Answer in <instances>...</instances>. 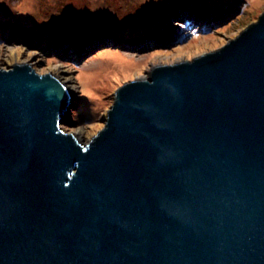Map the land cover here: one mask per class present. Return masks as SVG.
Segmentation results:
<instances>
[{"label": "water", "instance_id": "1", "mask_svg": "<svg viewBox=\"0 0 264 264\" xmlns=\"http://www.w3.org/2000/svg\"><path fill=\"white\" fill-rule=\"evenodd\" d=\"M71 103L0 69V264H264V15L122 87L87 145Z\"/></svg>", "mask_w": 264, "mask_h": 264}, {"label": "rangeland", "instance_id": "2", "mask_svg": "<svg viewBox=\"0 0 264 264\" xmlns=\"http://www.w3.org/2000/svg\"><path fill=\"white\" fill-rule=\"evenodd\" d=\"M194 3L0 0V69L31 62L38 74L73 87L61 127L87 145L105 128L122 87L149 78L161 65L192 62L223 49L264 15V0H213L203 25L187 14ZM166 16L184 38L143 43L163 30Z\"/></svg>", "mask_w": 264, "mask_h": 264}, {"label": "trees", "instance_id": "3", "mask_svg": "<svg viewBox=\"0 0 264 264\" xmlns=\"http://www.w3.org/2000/svg\"><path fill=\"white\" fill-rule=\"evenodd\" d=\"M185 3H194L192 0H181ZM165 4H168L169 3V0H163V5ZM213 3V0H198L196 3H194V7H193V12H187V14H192L193 16H195L196 18L200 19L203 21V25L206 23L207 21V13L209 12V10H212L211 8V4ZM163 5H160L159 8L161 9H166V5L163 6ZM176 5L177 3L175 4V7L174 9L176 8ZM162 6V7H161ZM211 8V9H210ZM176 14V13H174ZM167 17V16H166ZM168 20H166V22L163 24V30L160 32L157 33V35H153V36H148L145 40H142V42H146L147 39L149 40H152V39H158V42H162L163 45H165L167 43V41H173L179 37H183L184 38V35H182V33L178 30H172L170 28V25L168 24L169 23V18L167 17ZM169 25V26H168ZM202 25V26H203ZM184 28V27H183ZM177 33H179L178 35H176ZM87 43V42H86ZM84 42H81L80 43V46H85Z\"/></svg>", "mask_w": 264, "mask_h": 264}, {"label": "bare ground", "instance_id": "4", "mask_svg": "<svg viewBox=\"0 0 264 264\" xmlns=\"http://www.w3.org/2000/svg\"><path fill=\"white\" fill-rule=\"evenodd\" d=\"M180 64H182V63H180ZM180 64H177V65H180ZM16 65H26V66H29V67H31L32 69H33V65H32V63L31 62H26V63H21L20 62V64H16ZM162 66V65H161ZM163 66H170V65H163ZM160 67V66H159ZM3 70H6V69H3ZM57 78V77H56ZM150 78V77H149ZM58 79V78H57ZM148 79V78H147ZM147 79H142V80H138V81H146ZM59 80V79H58ZM63 85H64V87H66V89L68 90V93H69V95H71L72 96V93H73V91L72 90H74V88L73 87H71L70 88V86H67V83H63ZM77 139L80 141V139L77 137Z\"/></svg>", "mask_w": 264, "mask_h": 264}]
</instances>
